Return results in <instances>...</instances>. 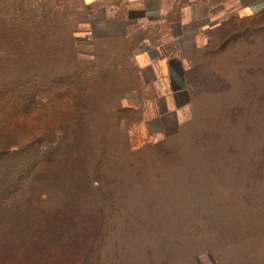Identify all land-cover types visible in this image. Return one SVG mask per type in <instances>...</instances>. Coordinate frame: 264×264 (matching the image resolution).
Listing matches in <instances>:
<instances>
[{
    "label": "rangeland",
    "instance_id": "1",
    "mask_svg": "<svg viewBox=\"0 0 264 264\" xmlns=\"http://www.w3.org/2000/svg\"><path fill=\"white\" fill-rule=\"evenodd\" d=\"M217 38L153 126L128 0H0V264H264V8Z\"/></svg>",
    "mask_w": 264,
    "mask_h": 264
},
{
    "label": "crops",
    "instance_id": "2",
    "mask_svg": "<svg viewBox=\"0 0 264 264\" xmlns=\"http://www.w3.org/2000/svg\"><path fill=\"white\" fill-rule=\"evenodd\" d=\"M128 5L130 37L138 42L141 103L155 113L148 119L158 126L164 113L191 103L190 74L207 64L217 37L231 22L262 10L264 0H128Z\"/></svg>",
    "mask_w": 264,
    "mask_h": 264
},
{
    "label": "trees",
    "instance_id": "3",
    "mask_svg": "<svg viewBox=\"0 0 264 264\" xmlns=\"http://www.w3.org/2000/svg\"><path fill=\"white\" fill-rule=\"evenodd\" d=\"M4 152V153H3ZM2 154H3V157H5L7 155V151H3Z\"/></svg>",
    "mask_w": 264,
    "mask_h": 264
}]
</instances>
